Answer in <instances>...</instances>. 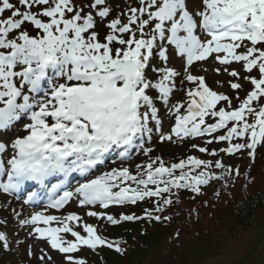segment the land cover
I'll return each instance as SVG.
<instances>
[{
  "label": "snow or ice",
  "instance_id": "snow-or-ice-1",
  "mask_svg": "<svg viewBox=\"0 0 264 264\" xmlns=\"http://www.w3.org/2000/svg\"><path fill=\"white\" fill-rule=\"evenodd\" d=\"M172 57L180 70L169 66ZM209 60L226 77L216 88L192 71ZM176 92L184 98L173 102ZM154 137L190 143L193 154L166 162L154 155ZM258 149L264 0H0V193L35 184L46 195L28 217L13 209L27 238L48 246L36 256L27 245L40 264H56L51 251L61 264H87L75 255L82 248L124 253L123 241L98 234L87 218L170 222L164 213L181 203V192L196 200L211 188L219 201L241 176L225 157L247 156L251 169ZM133 153L146 159L130 169L123 162ZM110 157L120 166L102 170ZM141 202L151 203L142 215L109 211ZM24 203L39 206L40 193ZM72 203L83 216L49 214ZM0 225V248L10 250L7 219Z\"/></svg>",
  "mask_w": 264,
  "mask_h": 264
},
{
  "label": "rangeland",
  "instance_id": "rangeland-1",
  "mask_svg": "<svg viewBox=\"0 0 264 264\" xmlns=\"http://www.w3.org/2000/svg\"><path fill=\"white\" fill-rule=\"evenodd\" d=\"M179 63V60L173 57L169 66H174L180 70ZM208 66L211 67L206 72L202 70L199 62L195 63L192 68L193 74L204 75L209 86L216 88L215 81L226 77L217 76L216 73L211 72L213 67L211 62ZM177 84L179 85V80ZM185 86L191 87L192 85L185 82ZM241 96H243V92ZM183 98V93L176 92L173 102ZM151 146L155 149L154 155H161L166 162H176L186 155L193 154L190 143L183 146L171 143L162 144L154 137ZM201 158L208 157L201 155ZM145 159L139 155L123 163L124 166L132 169L136 163H141ZM225 161L234 167L239 166L241 176L234 188L223 192L219 201L215 199L211 188L205 189V194L197 197L196 200L189 199L192 194L186 192V194L180 195V204L164 213L173 216V219L170 222H160L165 226H161L159 231L153 230L158 225L155 221L124 222L118 226H111L98 222L94 218H87V221L98 226V234L107 237L110 241H123L121 247L126 251L117 253L107 247L99 248L97 251L82 248L77 253L78 256L84 258L87 264H232L236 262L245 251L249 232L240 229L237 225L232 213L233 207L239 200L247 196L264 193V152H260L258 149L256 162L251 169L248 167L249 159L247 156L225 157ZM246 173L247 175H245ZM245 185H247L246 188ZM216 187L219 189V185ZM205 201L208 202L207 206H205ZM140 207L141 205L138 204L128 205L109 209V211L113 215H118L121 212H135L137 215H141L143 212H140ZM13 209L16 212L22 210L18 204L11 203L8 198L6 199L0 194V220L7 219V234L11 245L10 250L3 252V254L7 253L5 255L9 257L6 258L9 260L3 264H40L36 259V256L40 255L38 250L40 248L47 249L48 246L41 241L27 238L28 230L19 225L18 219L13 215ZM193 209L199 211V219L196 218L195 213L190 215ZM69 210L82 216L85 212L84 209L74 206L67 209L66 212ZM261 214L262 211L259 216ZM23 218L25 217H20V219ZM148 225L149 227H147ZM1 227L2 231L5 230L3 225ZM153 232L158 235L156 237L147 236V233L152 234ZM177 232L180 233L179 237L176 236ZM157 239H160V242L152 244L156 243ZM16 241H24V243L19 244ZM29 244L33 246L36 253V256L31 258L27 255V245ZM50 254L56 264H61L62 255L55 251H51Z\"/></svg>",
  "mask_w": 264,
  "mask_h": 264
},
{
  "label": "trees",
  "instance_id": "trees-1",
  "mask_svg": "<svg viewBox=\"0 0 264 264\" xmlns=\"http://www.w3.org/2000/svg\"><path fill=\"white\" fill-rule=\"evenodd\" d=\"M184 194H186V192H181L180 195ZM257 194L250 195L239 200L233 207L232 213L237 225L240 229L247 230L249 232V237L245 251L242 253L240 258L232 264H264V193H260L262 195ZM143 207H151V203H143L140 207L141 213L143 212ZM261 211L262 214L259 216ZM157 223L158 225H156L154 227L155 229H153L155 231H159L161 226H165L160 222ZM147 227H149V225ZM157 235L158 234L155 232L152 234L147 233L148 237H156ZM159 242L160 239H157L156 243L152 244H158ZM6 262L7 259L5 257H0V264Z\"/></svg>",
  "mask_w": 264,
  "mask_h": 264
},
{
  "label": "bare ground",
  "instance_id": "bare-ground-1",
  "mask_svg": "<svg viewBox=\"0 0 264 264\" xmlns=\"http://www.w3.org/2000/svg\"><path fill=\"white\" fill-rule=\"evenodd\" d=\"M207 62H208V61H207ZM207 62H199V63H200V65H203V68H207L208 71H209V67H211V66H208V65L210 64L211 60L209 61V63H207ZM203 68H202V70H203ZM199 70H200V69H199ZM203 71H204V70H203ZM208 71H206V72H208ZM211 72H213L212 69H211ZM165 123H166V125L169 124L168 121H165Z\"/></svg>",
  "mask_w": 264,
  "mask_h": 264
}]
</instances>
